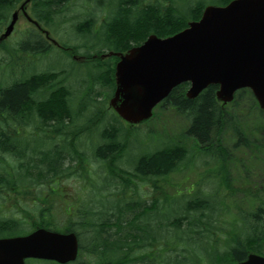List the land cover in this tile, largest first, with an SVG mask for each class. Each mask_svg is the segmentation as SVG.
Segmentation results:
<instances>
[{
  "label": "trees",
  "instance_id": "obj_1",
  "mask_svg": "<svg viewBox=\"0 0 264 264\" xmlns=\"http://www.w3.org/2000/svg\"><path fill=\"white\" fill-rule=\"evenodd\" d=\"M21 1L11 0L13 3L7 11L0 12V21H8ZM183 1L186 7L179 10L175 0H164L171 4L170 8L158 0L147 5L141 4V0H35L32 15L43 26L52 32L61 19L59 24H69L74 34L61 41V49L66 55L51 60L50 69L30 71L9 81L8 85L0 86V134L9 137L13 146L4 153L17 161L9 168L0 153V193L11 204L19 200L20 208L16 213L21 215L18 219L0 220V237L27 234L30 229L24 227L26 222L32 229L43 227L74 232L80 243L75 264H224L230 258L233 262L246 260L251 251L264 249V181L254 183L248 190L232 188L229 165L234 156L224 145L225 134L230 129L236 138L233 149H247L251 156L264 154V124L255 127L259 139L248 134L252 133L246 119L248 115L254 112L264 115L249 90L237 94L232 104L235 112L230 113L216 98L218 86L208 87L195 99L186 97L187 84L179 86L162 107L172 108L188 122L185 135L193 140V150L180 140L169 144L166 139L167 144L152 153H145L141 146L138 150L141 154L137 157L131 150L130 137H126L130 132L123 121L113 117L105 102L98 100L102 95L97 89H108V98L115 91V66H111L109 58L102 59L101 56L130 48L122 47L121 50L110 40L116 23L113 37L119 39L120 36L127 43L149 34L165 38L185 29L189 21L199 20L206 6H224L232 0ZM5 3L0 0V7ZM76 4L88 6V13L68 18L70 9ZM121 22L125 25L119 28ZM17 42L19 44L12 48L10 56L18 58L26 54L33 60L29 65L31 70L36 66V60L54 49L45 36L31 29ZM6 45L0 44V49H6ZM74 56L85 60L76 63ZM68 76H73V86H76L75 77H87L82 79L85 88L81 89L79 80V89L72 92L66 82ZM76 92L81 99L75 108L77 100L73 95ZM246 93L250 100L244 114L240 105ZM24 110L28 112L27 119L22 118ZM111 120H115V124ZM24 121L26 126L32 122L33 133L17 129L25 125ZM6 127L8 131L5 132ZM1 139L0 136V146H4L6 143ZM83 143V149H80L79 145ZM93 149V157L103 169L99 172V183L90 176L95 165L91 164L87 154ZM127 155L132 170L123 168ZM195 155L221 163L216 177L229 197L244 194L257 204L253 211H245L236 200L230 201L228 204L237 209L233 217L237 219L231 220L229 231L221 223V218L228 216L229 207L220 206L216 194L203 197L186 193L185 196L178 189V198L182 196L178 201L186 197L191 200L183 204L177 201L176 208L169 205L165 194L162 199L142 198L139 188L142 183L161 190L165 184L169 185L165 177H157L160 172L154 169L155 165H164L174 171L185 162L184 159ZM235 162L239 164L237 159ZM241 167L247 181L251 172L244 165ZM71 178H81L89 184L94 200L86 201L78 195L67 196L64 191L59 192L62 190L57 187L59 181ZM27 201L32 203V209L25 206ZM21 202H24L23 206ZM58 204L65 207V228L54 221L53 210ZM92 219L99 222L93 224ZM159 230L166 234H160ZM224 235L226 238L222 241ZM89 237L92 240L89 241ZM157 243L161 246L156 252L153 246ZM140 244L149 250L146 249L144 254L139 251V256H135L136 246Z\"/></svg>",
  "mask_w": 264,
  "mask_h": 264
},
{
  "label": "water",
  "instance_id": "obj_2",
  "mask_svg": "<svg viewBox=\"0 0 264 264\" xmlns=\"http://www.w3.org/2000/svg\"><path fill=\"white\" fill-rule=\"evenodd\" d=\"M31 1L21 7L26 15L25 6ZM17 19L14 13L2 39L10 36ZM116 55L120 61L110 104L131 124L149 120L154 108L186 82L191 83L188 98L217 85V97L224 103L248 88L264 110V0L207 6L201 19L190 22L182 32L168 38L152 34L141 46ZM78 250L75 234L38 229L26 236L0 239V264H26L29 258L67 264L77 259ZM237 264H264V257L251 254Z\"/></svg>",
  "mask_w": 264,
  "mask_h": 264
},
{
  "label": "rangeland",
  "instance_id": "obj_3",
  "mask_svg": "<svg viewBox=\"0 0 264 264\" xmlns=\"http://www.w3.org/2000/svg\"><path fill=\"white\" fill-rule=\"evenodd\" d=\"M6 3L4 5H2L0 8V12H5L7 11V9L12 5V3L15 1L13 0V2L11 3V0H5ZM23 1V0H22ZM22 1L17 5L16 8H14L12 10V12L18 8V6L22 3ZM156 0H141V4L147 5L149 4L148 2H154ZM160 2H164V0H158ZM205 2H209V0H205ZM165 4H167L168 6H166V8H170L171 4L168 2H164ZM175 6L177 9L179 10H183L186 7V3L183 0H175ZM35 6V1L33 3L32 6H30V8L32 7V9ZM88 6L84 5H80V4H76L73 6V9L69 11L68 13V18H73L75 16V14H81V15H85L88 13ZM204 11V10H203ZM11 12V13H12ZM31 12V11H30ZM203 13V12H202ZM59 21L62 22L61 19H59L55 25L54 28L51 32V29L47 28L46 26H43V30L47 33L51 32V37L52 39H55V41L59 42V44H61V41H66L68 38V35L72 36V33L74 34V31L71 29V26L69 24L66 25H61L59 24ZM125 21V20H124ZM7 22L5 23L3 21H0V34L2 32H4L7 28ZM2 24V26H1ZM58 24V25H57ZM127 24V23H126ZM123 25H125L124 23H119L118 26L119 28H121ZM62 26V27H59ZM117 26L114 25V28H112L111 30V36H110V40L114 41L118 47H120V49L122 50V47H133V46H138L140 43H143L151 34H149L148 36H142L137 38L134 41H128V43L125 40H122L119 37L118 38H114L113 34L115 33V27ZM30 24L26 21H21L15 28V31L13 33V35L11 36L10 39H8L6 41L7 45L5 46L6 49L1 50L0 49V86H4V83L6 85L9 84V81L17 79L20 77V75H24V74H28L30 73V71H37V72H42L45 71L46 69H50L51 65V60L57 58V56H62L66 55L64 50H62L61 48H56V47H52L54 49H52V51L50 52V54L45 55V57L41 56L39 58V60H36V66L34 68H32V70L30 69L31 66L30 63L33 61L30 57H28L26 54H23L22 56L16 58V57H11V50L13 47H16L19 43L17 42L18 39H23L24 37H26L28 35V30L30 28ZM33 27V26H32ZM34 29H36L35 27H33ZM44 35V34H43ZM74 36V35H73ZM46 38V36H45ZM145 38V39H144ZM47 41V40H46ZM48 42V41H47ZM49 44H51L50 42H48ZM122 44V45H120ZM52 45V44H51ZM120 45V46H119ZM113 46H115V44L113 43ZM56 49V51H55ZM55 51V52H53ZM108 51V50H107ZM67 52V51H66ZM107 53V52H106ZM77 57V56H76ZM81 57V56H79ZM83 57H81L82 59ZM72 59V58H70ZM74 61L76 63H83V61L77 60L75 59V57H73ZM109 60L111 61V66H115L116 63L118 62V58L117 57H111L109 58ZM76 67V66H75ZM87 68V67H85ZM72 75H74L75 71L72 70L71 71ZM72 77H67V85L70 87L71 91H75L77 89H79V85L81 83V89H84V82L82 81V79H86L87 77H81L79 79H77L76 77L75 79V85H74V80L72 79ZM81 82H80V81ZM80 82V83H79ZM5 85V86H6ZM97 91L101 92V97H99V101L105 102L106 104V108L109 109L108 103L110 101V98H108L109 96V90L108 89H97ZM240 94V92L238 93ZM38 98V96H37ZM41 98V97H39ZM73 98L76 99L77 101L75 102V108L77 106H79L80 104V94L78 92L75 93V95H73ZM250 100V96H247V93L244 96L243 102L240 105V108L244 111H247V102H249ZM224 107L227 108V110L230 113H234V107L230 104H228V106L223 105ZM259 108V107H258ZM107 109V110H108ZM259 110H261L259 108ZM262 111V110H261ZM245 114V113H244ZM88 115V113H87ZM86 116V115H85ZM111 116V114H110ZM22 118L23 119H27L28 118V112L27 110H24L22 113ZM247 122L249 124V130L252 131V133H248L250 136H253L254 138H258L259 139V135L256 132V126H261L264 124V115L260 114V113H256L254 112L252 115L249 114ZM79 121V120H78ZM115 120H111L110 122L112 124H115L114 122ZM25 125L23 127H19L17 129H20L21 131H26V133L34 132V125L31 124L32 122H28V125L26 126V121H24ZM8 126L9 124L6 123ZM243 125V123H242ZM118 126V125H117ZM125 128L128 130L127 132H130L128 134H126V137L130 139L131 145H132V152L133 154H135V157H137V155L141 154L139 151V148L142 146V150L145 151V153H152L154 151H156L157 149H162V147L164 145L167 144V142L170 143H176V140H180L183 142V144L189 149V150H193L194 147V142L191 138H188V136L185 135V131L188 127V122L186 120H184L182 117L178 116L175 112V110H173L170 107H159L155 110V116L152 120V122H149L147 124H143L138 126L135 129H131L129 128L128 125H124ZM228 132L225 134V143L224 145L229 147L228 150L231 152V154L234 156V159L232 160L231 164L229 165V172L231 174V178L233 180L232 182V188H242L245 187L246 190H248L249 188H251L254 183L259 184L260 182L264 181V154H259L258 156L256 155H250V152L247 149L244 148H239V149H233V144L236 141V138L232 132V130L227 129ZM5 132L8 131L7 127L4 130ZM11 131V130H10ZM131 134V135H129ZM0 136L2 137V141H5V145L4 146H0V153H2L1 157L4 161V164L7 165V167H12L15 166L17 161L14 158H9L8 154H5L4 152L10 148L13 147L11 145V141L9 140V137L7 138L5 135L0 134ZM132 137V138H131ZM154 138V139H151ZM161 139H165V141H161ZM166 139H169L166 142ZM101 140V137H99V141ZM98 141V142H99ZM33 145V144H32ZM83 144H81V146L79 145L80 149H83ZM16 150V147H14ZM130 150V153H131ZM139 150V151H138ZM86 152H88L87 150H84ZM115 151V150H114ZM135 151V152H134ZM144 153V152H143ZM112 155H115V153ZM87 156H89V160L91 162L93 166V168L91 169V171H93V173L90 175L92 180L96 181L97 183H99L98 180V176H101V174L99 172H103V169L101 166H99L98 164H100L99 162L97 163V161L94 159V149L87 154ZM200 155H195L193 156V158H188L184 159V163L182 162V165H178L174 171L169 170L166 166L164 167V165H155L154 169L158 170L160 173L158 174L159 176L157 177H165V179L167 180L168 184H165L163 186L165 193L167 194V197L169 198V205H171L172 208H176L177 207V201H178V194H177V190H186V189H190L189 191L193 190L192 192L195 193L193 194V196H205V197H211L213 194H216V197H219V204L220 206H228L229 207V214L228 216H224L221 218V223L223 225V228L226 231L230 230V225L229 223L231 222V220L233 219H237V218H233L236 214H237V209L235 208V206L233 205H229L228 203L230 201L236 200V202L238 203L237 205H239L241 208H243L245 211H253L256 207L257 204L256 202L253 201V199L250 196H246L244 197V194H239L237 195L235 198L234 196L230 195V197L227 195V193H225L224 189L220 186V182H218L216 177L217 171L220 170L221 167V163L218 160H215L213 158H209V157H199ZM128 157L129 155L126 156V158L123 160L124 162L122 163L124 166L123 168L129 170L131 169V166L128 165ZM189 159V160H188ZM239 161V164H235V160ZM241 160V161H240ZM235 162V163H234ZM246 165H244V164ZM89 164V163H88ZM245 167V169H247L248 171L251 172V175L249 176L248 180L246 181L244 178V175L242 173L241 170H243V166ZM154 166V165H153ZM158 166V167H157ZM133 169V168H132ZM131 169V170H132ZM219 175V174H218ZM104 176V174L102 175ZM60 183L57 185V187L62 188V190H59V192L64 191L67 196H75L78 195L80 197L85 198L86 201H90V200H94L93 198H91V196L93 195V193L91 192V187H89V184H86L83 182V180L77 179V178H71V179H62L59 181ZM199 184L197 186V189H194L195 185ZM141 187H143L141 195L142 197L145 196V194L149 191V188H151L153 190V188L151 186L146 187L145 184H141ZM180 187V188H179ZM85 188V189H84ZM197 190V191H196ZM188 191V192H189ZM157 192V191H156ZM191 192V193H192ZM186 193V192H185ZM157 196H160V192L156 193ZM5 195H3L2 193H0V220H9L12 217H15L18 219V217H21V215H17L16 211H18V207H19V200L16 203L11 204V202L9 200H6ZM182 199V198H181ZM179 200L178 202L180 204H183L187 201H190L191 199L186 197V199L184 200ZM85 201V204H86ZM22 206L24 205V202H21ZM18 204V206H17ZM25 206L27 207V209H32L33 205L31 202L27 201L25 202ZM219 206V207H220ZM20 208V207H19ZM65 208V207H64ZM64 208L61 205H57L55 207V209L53 210L55 212V218L54 221L56 223L57 226L61 227V228H65L66 225V219H67V215L64 211ZM70 212H74V210H71ZM59 221V222H56ZM91 222L93 224L98 223V220H91ZM24 226V225H23ZM27 230H29L28 233H30L33 229L28 225V223L26 222L25 226H24ZM241 229V227L239 228V230ZM165 230V229H164ZM6 231V230H3ZM160 231V234H162V231ZM2 232V231H1ZM159 233V232H158ZM166 233L162 234L165 235ZM222 241H225V235L222 237ZM89 241L92 240L91 237H89L88 239ZM161 245L159 243L155 244L153 246V251H158L159 247ZM147 250H149L148 248L142 247L141 244L138 246H136V252L135 256H139V251L141 252V254H144V252ZM250 253H255V254H259L261 256H264V249H261L260 252H250ZM248 253V254H250ZM202 261L204 262V260L202 259ZM236 262L231 261V258L229 260H226V263L224 264H234ZM31 264H48L47 262H36V261H31Z\"/></svg>",
  "mask_w": 264,
  "mask_h": 264
},
{
  "label": "flooded vegetation",
  "instance_id": "obj_4",
  "mask_svg": "<svg viewBox=\"0 0 264 264\" xmlns=\"http://www.w3.org/2000/svg\"><path fill=\"white\" fill-rule=\"evenodd\" d=\"M0 38H1V34H0ZM0 44H2V43L0 42ZM48 264H56V263L55 262H48ZM70 264H72V263H70ZM73 264H75V262Z\"/></svg>",
  "mask_w": 264,
  "mask_h": 264
},
{
  "label": "bare ground",
  "instance_id": "obj_5",
  "mask_svg": "<svg viewBox=\"0 0 264 264\" xmlns=\"http://www.w3.org/2000/svg\"><path fill=\"white\" fill-rule=\"evenodd\" d=\"M222 143H223V142H222ZM243 164H244V163H243ZM244 165H246V164H244ZM138 224H139V225H143V223H141V222H139Z\"/></svg>",
  "mask_w": 264,
  "mask_h": 264
}]
</instances>
